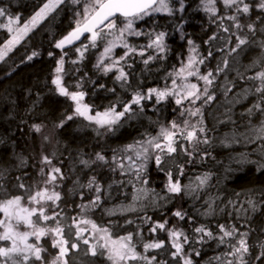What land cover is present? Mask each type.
I'll use <instances>...</instances> for the list:
<instances>
[{
    "label": "trees",
    "instance_id": "trees-1",
    "mask_svg": "<svg viewBox=\"0 0 264 264\" xmlns=\"http://www.w3.org/2000/svg\"><path fill=\"white\" fill-rule=\"evenodd\" d=\"M45 1L0 0V7L13 18L19 17V23L23 25L42 8ZM85 2L81 0L79 4H73L72 0H66L0 65V200L24 196L25 189L19 187L21 183L32 194L43 189L42 181L46 176H41L39 169L45 167L47 174L48 166L42 165L41 159L48 156L52 165L59 167L65 176L63 181H57L60 187L56 191L61 198L55 204L47 202L46 214L60 213L56 219L64 228L63 238L69 241L70 250L65 257L68 264H112L107 250L100 247L104 243L99 239L102 233L96 232L90 223L79 224L85 229L82 235L90 237L89 244L80 240L79 250L71 249L77 231L75 226H71L73 218L78 223L81 217L107 228L113 239L132 233L137 252L155 255L157 261H167L168 264L182 262L172 258L171 253L175 250L166 230L150 231L156 222L167 220L166 228L175 225L189 237L197 235L195 227L203 226L216 236L222 235L220 225L235 227L239 230L235 234L237 238L239 233H248L249 253L245 257L248 264H264V259H256L264 251V139L256 131L264 125V111L253 107L260 104L264 109V102L261 94L256 92L260 81L252 79L264 67V48L260 46L264 42V31L260 30L264 23H257L254 37L247 28L240 31L232 27L230 32H224L214 22L216 17L203 10L201 0H184L182 12L178 10L180 0H171L176 9L172 15L161 12L160 15L152 14L134 21L135 32L141 34L129 35L126 32L123 40L136 51L129 52L123 60L117 54L114 59L120 60L119 65L105 73L96 65L105 44L114 39L112 34L103 40L98 39L97 47H89L83 57L76 49L61 52L55 47L83 19L77 12H83ZM245 2L254 5L256 0ZM217 7L221 13L224 11L221 3ZM230 14L238 15L241 23L255 21L257 15H264L255 8L250 16ZM0 20L7 24V17ZM223 24L228 26L232 21L225 20ZM122 26L121 17L118 27ZM161 32L165 34V50L160 52L155 47L148 48L151 43L149 34L154 38ZM232 32L247 36L249 43L230 52L236 44ZM212 36L217 38L210 40ZM229 37L230 43L226 42ZM9 39V32L0 27V48ZM188 40L193 41L195 51ZM88 43L86 39L84 44ZM122 50L124 56L128 49L118 46L117 53ZM141 51L144 55L138 54ZM29 56H32L31 60ZM149 57L152 59L145 64ZM189 57L197 58L194 67L198 66L201 74L213 73L215 79L209 86V93L214 99L205 103L204 97L195 105L185 100L178 106L174 96L169 95L157 102L153 94L141 105L133 104L131 111L113 125L111 131L98 128L77 114L76 104L69 97L60 95L52 82L59 76L62 86L69 92H83L84 103L91 109V115L113 106L119 112L137 92L147 96L149 89L170 88L172 77L169 74L177 71L182 62L187 63ZM201 57L205 58L203 64L198 63ZM61 60L63 65L59 64ZM224 60L228 62L226 67ZM57 67H62L63 71L57 73ZM120 68L127 73L126 81L116 79ZM218 68L222 70L218 72ZM189 80L201 88L204 86V81L197 80L195 76ZM197 107L201 110L200 115L190 116L185 111ZM68 116L72 119H67ZM201 119L202 124H197ZM186 120L202 126L204 133L198 132L197 135L208 140L206 144H198L193 155L185 154L184 148L191 150L192 145L179 136L174 145L176 152L171 155L166 151L160 153L159 167L155 161L159 150L149 148L147 159H137L135 151L128 150L130 146L139 150V142L158 136L162 127L170 128L173 122L183 127ZM34 125L41 126L40 132L34 130ZM161 143H165L162 137ZM97 153L103 155L107 163L96 161ZM114 156L117 161L124 158L126 169L130 164L143 163L140 176L147 183L143 184L136 178L134 169L125 175H121L119 168L113 171ZM129 156L132 160H128ZM81 161H89L90 166L86 167ZM168 173H171L173 181H179L182 188L179 195L168 192ZM205 175L207 182L201 185L200 179ZM92 177L102 188L96 207L90 204L96 193L87 188ZM47 187L50 189L51 185ZM139 189L146 191L141 193ZM134 197L139 198L134 200ZM21 204L37 207L29 205L27 197ZM82 205L88 207L82 208ZM176 210L186 213V218L178 220L173 216ZM2 218L3 213H0ZM47 223L54 225L52 220ZM19 230L30 231L23 225ZM53 238L59 240L61 237L49 234L39 241L46 249L42 253L46 264H50L58 253V248L52 247ZM35 239V236L30 237L28 243ZM161 240L165 242L164 248L144 252L145 243ZM225 240L236 243L235 239L226 237ZM4 245L10 246V242L0 241V246ZM90 245L96 246L95 256L87 251ZM230 250L228 243L220 244L217 239L207 237L203 243L184 245L192 264H227L228 260L235 259L226 255ZM29 264H40V261H29ZM129 264L143 262L130 261Z\"/></svg>",
    "mask_w": 264,
    "mask_h": 264
},
{
    "label": "snow or ice",
    "instance_id": "snow-or-ice-1",
    "mask_svg": "<svg viewBox=\"0 0 264 264\" xmlns=\"http://www.w3.org/2000/svg\"><path fill=\"white\" fill-rule=\"evenodd\" d=\"M81 0H72L73 4H79ZM60 3H63V0H49L48 3H45L44 6L36 12V14L31 18L30 21L25 23L22 28L17 30V35L13 36L7 42L4 51H0V59H3L6 54V50L10 49V46L15 42H18L21 35L26 34L30 30V25L35 27L40 20L44 18L47 14V11L54 9ZM202 8L206 13H209L212 17H216L214 22L217 23V27L222 28L224 32H230L231 28L234 27L240 31H243L245 28L252 33L253 37L257 31V23H264V15H257L255 21H249L247 23H241L240 17L238 15L230 14L231 13H242L245 16H250L253 8H255L258 13H264V0H256V3L250 4L245 2V0H201ZM221 3L223 5L224 11L221 13L218 9L217 4ZM184 0H180L179 11H183ZM176 9L171 5V0H86L83 7V12H77V15H82L83 19L77 22V26L74 30L68 33L63 39L55 44V47L58 49H63L65 45L73 44L75 41L81 40V37L84 33H89L90 36L86 37L89 43L84 44L81 41V45L76 48V51L80 53L83 57L84 51L89 47H97V40H103L108 34L114 36L113 40H109L105 46L101 56L98 58L96 67L101 68L105 73L112 71L116 65H119L120 60L125 59L129 52L136 51L134 48L129 47L126 41L123 40L124 34L127 32L129 35H140L141 33L135 32L133 24L135 20L143 19L145 16L152 15L154 13L166 12L169 15H172ZM7 17V24H4L0 20V27L7 28L8 32H13L11 25L14 23H19V17L13 18L3 7H0V18ZM123 18V26L118 27L119 18ZM231 20L232 24L225 26L223 21ZM264 31V28L260 29ZM104 35H101V34ZM164 33H158L154 38L149 34L151 43L147 45L148 48L155 47L159 49L160 52L165 50V45L163 44ZM231 36H235L236 44L235 47L230 49V52H235L241 45L249 43V38L247 36H241L237 32H232ZM217 37L212 36L209 39L215 40ZM192 50L195 51V45L192 40L187 41ZM226 42H231V37L227 39ZM117 46H123L128 49V52L124 56L120 57V60H112L113 49ZM264 48V42L260 45ZM223 50V49H221ZM139 55H144V52L141 51ZM36 55V53H33ZM51 55V54H50ZM212 55L211 52L208 54ZM29 60L32 59V56L28 57ZM109 60L110 63L105 64V60ZM152 57H149L144 61L145 64L149 62ZM204 57L199 58L198 63H204ZM75 63V61H74ZM224 66H227V60L223 61ZM60 65H63V60L59 61ZM197 64V58L189 57L187 63L182 62L180 68L174 73L169 75L172 77L171 87H166L163 90L159 89H149L147 96L142 95L137 92L131 99L130 103H126L123 107V111H116L115 106L104 111L96 112L94 115H90V108L88 105H83L81 107L80 101L83 100V92H69L68 89L62 86L61 78L57 76L52 82L57 86L59 94L62 96L69 97L72 101L76 103L75 112L84 119L88 120L90 123L95 124L98 128H106L108 131L112 130V126L115 125L126 113L130 112L132 105H141V102L148 98L150 99L153 94L157 98V102L162 99H165L167 96L171 95L175 97V103L179 106L182 105L185 100H189L192 105H195L198 100L206 97L205 103L214 99L209 93V86L212 85L215 77L212 72L207 74H201L200 69ZM222 70L218 68V72ZM63 71L62 67H57L56 72L61 73ZM195 76L197 80L204 81V86L201 88L197 83H192L189 80V77ZM117 80L127 79V73L120 68L118 70V75L116 76ZM252 79H258L260 81L259 86L256 89V92L261 94V100L264 102V67L262 70L258 71L255 77ZM179 81V82H178ZM229 91L231 89H228ZM257 110L264 111L261 108L260 104L253 105ZM185 111L188 112L190 116H197L201 114L199 107L192 109L187 108ZM251 112V109H249ZM67 119H72V116H68ZM197 124H202V119L197 122ZM197 124H192L189 121H184L183 127L181 125L172 123L170 128L162 127L160 133L156 137L148 139L146 142H139V150H135L134 147L130 146L129 151H135L137 159L143 157L144 159L148 158L149 148L159 150V153L155 155V161L157 166L161 164L162 156L160 153L167 152L168 155L176 152V147L174 146L177 142V137H181L184 140L188 141L192 145V149L184 148L186 155H193L196 151V146L200 143H208L207 138L201 139L197 133H204V128L198 127ZM62 126V125H61ZM34 130L40 132L41 126L34 125ZM260 138L264 139V125L259 129H256ZM161 137L165 143H161ZM123 157L120 161L116 160V157H113L112 167L113 171L117 168L120 169L121 175L127 174L131 170H135V175L141 183L146 184V179H141L140 173L144 168V164L139 165L130 164L128 168H125L123 163ZM128 160H132V157L129 156ZM96 161L107 163L105 157L99 153L96 154ZM95 161H93L94 163ZM86 167L90 166L89 161H81ZM41 164L48 166L47 174L45 173V167L39 169V174L41 176H46V179L42 181L45 187L41 190H37L35 194L31 193V190L26 187L25 184H19V187L25 189L24 196L17 195L12 198H6L0 200V213H3V218L0 219V228L3 229V232L0 233V241H9L10 246L4 245L0 246V264H29V261H40V264H46L45 257L42 256V253L46 251L43 248L39 241L40 239L49 234H55L60 236L59 240L53 238L52 247L58 248V253L53 257L50 264H68V260L65 257L69 254V241L63 238L64 228L61 225V222L56 219L60 215L58 212H53L52 214H46L48 211L47 202H52L55 204L60 200V193L56 191L60 185L57 181H63L65 176L63 175L61 169L52 165V160L48 156H43L41 159ZM183 169L181 168V174ZM169 175V183L167 189L169 193L174 195H179L182 191L181 185L178 180L173 181L171 178V173ZM207 175L200 179V184L204 185L207 182ZM51 185V188L47 187ZM135 187V185H133ZM83 187V186H82ZM87 188L94 190L96 193L95 198L90 201L92 207H96L98 202L101 199L100 193L102 191L101 186L96 181L95 177L89 180ZM139 192L143 193L145 189H139ZM27 197V203L29 205L35 204L37 207H28L23 206L21 201ZM139 197H134L136 200ZM251 203V202H250ZM58 206V205H57ZM82 208L88 207V205H82ZM178 220H184L186 218V213L176 210L173 212ZM37 217V219H33ZM151 219L150 217L148 218ZM54 221V225H49L47 221ZM15 221V224H13ZM132 223V221H128ZM91 224L92 228L96 232L102 233L100 240H103L104 243L100 245L101 248H104L108 252V259L112 261V264H129L130 261H141L143 264H168L167 261H157L155 255L147 256L137 252L136 246L133 244V234L128 233L126 236H120L116 239H113L111 233L107 228L98 226L95 222L80 218L77 223L76 219L73 218V225L77 231L75 233V241L71 242V249H77L78 242L83 241L84 244H89V238L83 237L82 233L85 229L79 227V224ZM23 225L25 228L30 229V231H21L19 226ZM168 221L156 222L155 226L150 228V231L155 233L157 230L167 231L169 240L171 241V247L175 250L171 253V256L174 260L182 262V264H192L190 254L184 251V245L190 243H203L204 238L217 239L220 244L228 243L230 247V252L226 255H231L235 259L228 260L227 264H248L245 257L249 253V246L246 240L248 233H239V237L235 236L239 232L235 227H226L225 225H220V233L222 235L216 236L213 232L207 230L205 227H195L194 233L195 236L189 237L182 229L177 228L173 225L171 228H166ZM70 226V227H71ZM35 236V241L33 243H28L30 237ZM235 239L236 243L232 244L229 241H226L225 238ZM164 241H153L151 243H145L143 245L144 252L147 253L151 250H158L164 248ZM264 247V246H262ZM93 256L97 254L96 246L90 245L89 249ZM195 251V249H194ZM196 255H199V252H196ZM20 257V259H17ZM256 259H264V251L260 253Z\"/></svg>",
    "mask_w": 264,
    "mask_h": 264
},
{
    "label": "rangeland",
    "instance_id": "rangeland-1",
    "mask_svg": "<svg viewBox=\"0 0 264 264\" xmlns=\"http://www.w3.org/2000/svg\"><path fill=\"white\" fill-rule=\"evenodd\" d=\"M66 0H63V3L65 2ZM86 1V0H85ZM49 2V0H46L44 3H43V5L41 6V7H43L44 6V4L45 3H48ZM53 2H55V0H53ZM63 3H60L57 7H55L54 9H52V10H49V11H47V14L44 16V18L42 19V20H40V22L35 26V27H32L31 25H30V30L29 31H27V33L26 34H23V35H21L20 36V38H19V40H18V42H15L13 45H11L10 46V49L9 50H6V54L4 55V57H3V59H0V65L1 64H3V63H5L6 61H7V59L11 56V54L12 53H14L15 52V50L16 49H18V47L27 39V38H29V36L37 29V28H39L40 27V25L43 23V22H45L46 20H48L49 19V17L51 16V14L53 13V12H55L59 7H61V5L63 4ZM160 13L161 12H159V13H154V15H160ZM31 20V18H29V21ZM28 22V21H27ZM26 22V23H27ZM24 25V24H23ZM23 25H21L20 23H14L13 25H11V27L13 28V32H9V34H10V39H12V37L13 36H15V35H17V30L18 29H20V28H22L23 27ZM6 30H7V28H5ZM8 31V30H7ZM9 39V40H10ZM9 40H7L5 43H4V45L0 48V51H4L5 50V46L7 45V42L9 41ZM117 51H118V46L117 47H115L114 49H113V52H112V60H116V59H114V57L115 56H117V54H118V56L119 57H121L122 55H123V50H122V52L121 53H117ZM104 63L105 64H108V63H110V61L109 60H105L104 61ZM192 83H194V82H192ZM186 101H189V100H186ZM74 102V101H73ZM75 103V102H74ZM76 104V103H75ZM80 104H81V107H83V105H85V103H84V100H82V101H80ZM90 115H91V109H90V113H89ZM86 120V119H85ZM14 222V221H13Z\"/></svg>",
    "mask_w": 264,
    "mask_h": 264
},
{
    "label": "water",
    "instance_id": "water-1",
    "mask_svg": "<svg viewBox=\"0 0 264 264\" xmlns=\"http://www.w3.org/2000/svg\"><path fill=\"white\" fill-rule=\"evenodd\" d=\"M89 36H90L89 33H84V35L81 37V40L75 41L73 44H70V45H65L63 47V49H59V51L65 52L68 50L76 49V47L81 45V41H83V43H84L86 41V37H89ZM64 97H66V96H64Z\"/></svg>",
    "mask_w": 264,
    "mask_h": 264
},
{
    "label": "flooded vegetation",
    "instance_id": "flooded-vegetation-1",
    "mask_svg": "<svg viewBox=\"0 0 264 264\" xmlns=\"http://www.w3.org/2000/svg\"><path fill=\"white\" fill-rule=\"evenodd\" d=\"M82 234H83V233H82ZM83 237H84V236H83ZM82 242H83V241H82ZM76 250H77V251L79 250V249H78V247H77V249H76Z\"/></svg>",
    "mask_w": 264,
    "mask_h": 264
}]
</instances>
